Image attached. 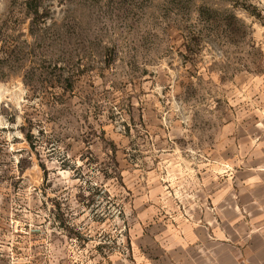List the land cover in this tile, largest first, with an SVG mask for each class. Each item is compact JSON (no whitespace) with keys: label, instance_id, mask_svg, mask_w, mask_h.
Masks as SVG:
<instances>
[{"label":"rangeland","instance_id":"rangeland-1","mask_svg":"<svg viewBox=\"0 0 264 264\" xmlns=\"http://www.w3.org/2000/svg\"><path fill=\"white\" fill-rule=\"evenodd\" d=\"M261 152L264 0H0V264H150Z\"/></svg>","mask_w":264,"mask_h":264},{"label":"crops","instance_id":"crops-1","mask_svg":"<svg viewBox=\"0 0 264 264\" xmlns=\"http://www.w3.org/2000/svg\"><path fill=\"white\" fill-rule=\"evenodd\" d=\"M249 155L246 168H230L225 190L216 167L207 197L199 179L192 185L188 217L153 223L142 239L150 264H264V152Z\"/></svg>","mask_w":264,"mask_h":264}]
</instances>
